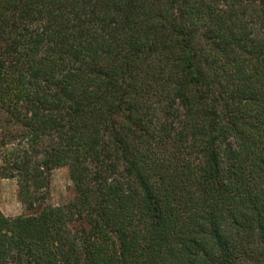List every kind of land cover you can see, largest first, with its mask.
<instances>
[{
    "label": "trees",
    "instance_id": "trees-1",
    "mask_svg": "<svg viewBox=\"0 0 264 264\" xmlns=\"http://www.w3.org/2000/svg\"><path fill=\"white\" fill-rule=\"evenodd\" d=\"M0 179V264H264V0H0Z\"/></svg>",
    "mask_w": 264,
    "mask_h": 264
},
{
    "label": "rangeland",
    "instance_id": "rangeland-1",
    "mask_svg": "<svg viewBox=\"0 0 264 264\" xmlns=\"http://www.w3.org/2000/svg\"><path fill=\"white\" fill-rule=\"evenodd\" d=\"M17 184L14 179H0V211L7 217L21 215L24 210L17 196ZM48 203L61 206L72 195V183L66 168H57L49 173Z\"/></svg>",
    "mask_w": 264,
    "mask_h": 264
}]
</instances>
